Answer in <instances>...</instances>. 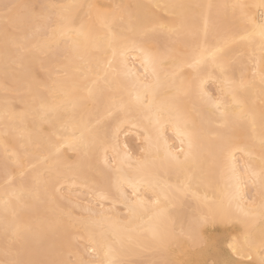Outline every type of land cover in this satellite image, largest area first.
<instances>
[{
    "label": "bare ground",
    "instance_id": "bare-ground-1",
    "mask_svg": "<svg viewBox=\"0 0 264 264\" xmlns=\"http://www.w3.org/2000/svg\"><path fill=\"white\" fill-rule=\"evenodd\" d=\"M0 3H13L21 7L18 12L25 17H35L43 13V18L37 22L35 19L28 24L14 26L8 33V43L5 42V31L3 22L0 21V260L4 256V218L6 198H10V192L6 194L4 172L5 160V123L15 124L17 127H24L27 124L29 130L40 127L39 123L32 122V97L28 94V83L33 84L46 82L53 88V91L46 92L49 103L57 105V113L52 119L56 122V129L62 136L63 147L61 149L69 157L82 160L87 163L89 157L81 150L78 138L81 133L89 136V130L94 129L100 134L107 133L109 138L115 136L114 142H118L119 154L109 150L107 156L111 158L109 165L104 163L103 153L99 158H92L91 170L85 177L74 174L71 180H64L57 184L55 199L49 197L42 201L29 200L27 194L24 198L28 200L30 207L20 213L15 221L19 225L26 240V249L23 258L40 259L48 264H77L80 259L94 260L97 264H107L109 256H105V243H112L117 249V258L123 259L128 264H136L130 260L142 257L143 252H151L158 259H188L196 261H207L213 264L214 260L222 256L214 245L216 242H223L226 248L227 242L233 236L239 234L245 224L253 227L256 233L264 226L261 217L260 197L258 185L253 187L247 181V196L241 202L249 216H244L233 203L229 205L227 193L230 191L229 180L222 175L215 167L207 150L218 142V137L229 133L232 129L220 127L222 120L214 108L207 105H200L193 95L185 105L200 130L199 144L200 154L196 165L197 171L203 169L207 179L197 180L193 183L192 189L202 198L208 194V200H197L190 194H185L183 185L187 173L170 165L164 160V153L157 155L149 150L146 137H155L157 119L169 116L170 98L178 93H183L192 86L196 90V77L203 78V89L208 94L220 95L217 78L220 76L218 69H215L211 62L201 64L198 68L189 67L193 60L192 48L189 45L183 46V57L175 61L162 55L164 64L160 70L161 86L155 96L148 95V100L153 101V108L149 111L135 105L126 93L117 92L110 87L101 77L103 69L97 70V59L103 60L101 53L96 52L91 44L87 47L83 44V38L72 32V41L80 42L79 51L72 50V41L66 40L57 44L54 39H49L52 29L57 28L68 32L70 29H78L81 23H94L97 31L103 34L104 29L96 20L95 10H91V20L88 15L90 10L51 8V5H104L117 14L119 24V10L116 5L128 6L135 17L146 21L149 26L157 29L156 35L160 40L162 54L167 49L181 47L178 40L187 41L183 30L179 33L168 32L169 27H178L182 17L191 20L195 17L198 26L202 29V14L207 9L179 7L180 5H208L211 15L215 19L218 15L230 14V9L218 6L231 5L235 3L258 4L259 0H0ZM34 6V10L33 7ZM259 9H253L258 13ZM63 12L66 16H76L74 23L59 21L57 13ZM78 14V15H77ZM51 15V22L48 17ZM126 26V20L125 25ZM163 26V27H162ZM59 31L57 32V37ZM23 44L31 49V54L24 61L27 73L31 79H22L19 58L13 44ZM214 34L209 33V45L215 44ZM207 55V53H205ZM80 57H83L81 59ZM227 59L232 63L233 75L239 80L243 73L245 81L252 82V86L239 93L244 103L245 118L239 122V129H243L244 139L237 141L236 148H254L259 154L261 119L264 115V95L261 94L260 77L264 73V58L260 52L259 37H254L253 42L240 41L229 46ZM79 67L81 72H76ZM91 67V71L88 68ZM134 71L143 74V68L136 64ZM53 81L57 83L53 85ZM149 76L145 83H151ZM210 84V86H209ZM7 87V92L5 88ZM5 97H7L8 114L5 115ZM193 102H196V110H193ZM147 103V101H146ZM231 103V98H229ZM24 110L26 115L21 122L20 112ZM235 111L236 109H231ZM250 113L255 121V131L247 114ZM43 127L50 129L48 124ZM235 127V126H234ZM169 145L175 143L179 148V140L175 139L173 128L168 125L164 131ZM35 137H33L34 139ZM21 143H27V137L21 139L19 136L8 138L7 147L9 154L13 151H21ZM127 145V149H125ZM144 148L145 151H141ZM126 154L131 159L126 158ZM240 162L243 163L247 157L243 152H237ZM138 161H146L147 168L157 175L161 185H168L173 196L163 205L166 207L171 218L167 221L157 219L155 213L160 209L151 204L146 208H138L135 215L129 213L123 203L112 195L107 199H101V193H115L117 181L123 182L124 178H140L143 174ZM10 169L14 167L9 160ZM46 165H38L43 170ZM119 169V171H117ZM255 198V203L252 202ZM99 201V203H98ZM109 201V204H105ZM14 202V201H13ZM119 204L122 208H117ZM102 205V207H101ZM181 205L183 209L181 210ZM217 213L216 222L209 223L203 230L204 237L209 241V247L199 249L195 244L189 247L185 245L183 254L180 251L172 254H164L150 250L154 245L152 232L154 229L163 230L166 224L169 229L175 228L179 233L181 220L191 219L193 222L202 215ZM221 214H226L227 222L220 223ZM8 220L12 222L11 212ZM78 222L77 227L71 229L74 237L71 244L67 242L65 231L69 219ZM175 221V223H173ZM187 228V222L184 223ZM86 245L88 247H86ZM140 255V256H139ZM146 255V254H145ZM133 257V258H132ZM135 257V258H134ZM154 257V258H155ZM155 258V259H156ZM130 259V260H129ZM157 260V259H156ZM137 261V260H136ZM139 264V263H138ZM144 264H151L145 261Z\"/></svg>",
    "mask_w": 264,
    "mask_h": 264
},
{
    "label": "snow or ice",
    "instance_id": "snow-or-ice-1",
    "mask_svg": "<svg viewBox=\"0 0 264 264\" xmlns=\"http://www.w3.org/2000/svg\"><path fill=\"white\" fill-rule=\"evenodd\" d=\"M24 6L13 3H0V21L3 22L5 31V42L8 43V33L16 25L28 24L35 19L37 22L43 18V13L37 14L35 17L22 16L18 10ZM33 10H34V6ZM51 8H60L62 10L87 8L89 20H91V10H95L96 20L100 22L104 29L100 34L94 23H81L78 29H70L68 32L57 28L52 29V35L49 39H54L57 44L64 43L66 40L72 41V32L83 38V44L87 47L91 44L93 49L101 53L103 60L97 59V70L103 69L102 79L117 92L126 93L130 100L137 106L147 108L149 111L153 108V101L148 100L151 92L155 96L156 91L161 86L160 70L164 64L162 55H166L169 59L175 61L183 57V46L189 45L192 48L193 60L189 67L198 68L201 64H207L209 61L215 69H218L220 76L217 78L219 83L220 95L208 94L203 89V78L196 77V90L189 85L188 89L182 94L170 98L169 116L163 119L161 115L157 119V127L155 129V137H146L149 150L154 151L157 155L162 151L164 160L170 165L178 169L184 170L187 175L183 185L185 194H190L197 200H208V194L201 198L200 195L193 191L192 185L198 179L203 181L207 179L203 169L197 171V159L200 154L201 145L199 144L200 130L195 121L191 119L190 113L186 110V103L191 100L193 95L197 98L200 105L211 106L219 113L222 120L220 127L232 129L227 134L218 137V142L207 150V155L211 156L215 167L222 175H226L229 180V189L227 193L229 205L235 204L236 208L244 215L249 216L250 213L245 211L241 202L247 196L244 189L247 188V181H250L253 187L258 185V195L260 197L261 217L264 220V115L261 119V136L259 143V154L257 155L254 148L241 147L236 148L237 141L242 142L244 139L243 129L239 128V122L245 118L244 103L239 93L252 86V82L245 81L243 73L239 80L233 75L232 63L227 59L229 46L240 41L253 42L254 37H259L260 52L264 58V0H259L258 4L235 3L231 5H221L218 7L230 9V14L217 16L213 19L211 9L214 7L208 5H180L179 7L189 8H205L202 14V29L198 26L195 17L191 20L182 17L178 27H169L168 32L179 33L183 30V35L188 39L178 40L181 47H173L167 49L165 53L161 52V45L157 29L153 26L135 17L128 6L116 5L119 10V24L117 23V14L108 9L104 5H51ZM253 9H259L258 13ZM78 15V14H77ZM59 21L74 23L76 16H66L63 12L57 13ZM51 22V15L48 17ZM126 20V26L125 25ZM163 27V26H162ZM59 36L57 37V32ZM214 34L215 44L209 45V33ZM16 54L19 58L22 79L30 80V74L27 73L24 61L31 54V49L23 44H16L13 39ZM80 42L72 41V50L79 51ZM207 53V55H205ZM83 59V57H80ZM139 63L143 68V74L140 75L134 71L136 64ZM91 71V67L88 68ZM76 72H81L77 67ZM149 76L152 77L151 83H145ZM57 82L53 81V85ZM261 94L264 95V73L260 77ZM7 87L5 91L7 92ZM53 91V88L46 82L28 83V94L32 97V122L39 123L40 127L29 130L27 124L24 127H17L6 121L4 137H5V160L4 172L7 177L5 180L6 194L10 192V198H6L5 218H4V256L5 259L0 260V264H48L47 261L32 258H23L26 249V240L23 232L18 224L15 223L20 213L30 207L28 200L24 198L25 194L29 200L42 201L49 197L55 199L57 184L64 180H71L74 174L85 177L92 168L90 163L92 158H99L103 153L104 163L109 165L107 153L111 150L119 154V144L114 142L115 136L109 138L107 133L100 134L94 129H90L89 136L81 133L78 143L81 150L89 157L87 165L82 160H76L74 157L67 156L61 151L62 136L56 129V122L50 118L57 113V105L49 103L46 92ZM231 98V103H229ZM147 101V103H146ZM9 101L5 97V115L8 114ZM236 109L232 111L231 109ZM193 110H196V102H193ZM26 113L22 109L20 112L21 122L24 123ZM255 131V121L251 114H247ZM50 126L43 127L44 124ZM170 125L175 133V139L179 140V148L175 143L169 145L164 135L166 126ZM235 126V127H234ZM12 136L21 139L27 137V143H21V151H13L9 154L7 147L8 138ZM33 137H35L33 139ZM127 149V145L124 146ZM141 151H145L141 148ZM237 152H243L247 157L243 163L237 156ZM127 159L131 156L126 154ZM9 160L14 165L10 169ZM141 165L143 174L140 178L128 177L123 182L117 181L115 193H101V199H107L108 195H112L123 206L128 209L129 213L135 215L138 208H146L151 204L160 210L155 213L157 219L162 222L171 218V214L166 207H163L173 196L168 185H161L157 175L147 168L146 161H138ZM46 165L43 170L38 165ZM119 171V169H117ZM14 201V202H13ZM255 203V198L252 200ZM99 203V201H98ZM102 207V205H101ZM183 205H181V210ZM11 212L12 222L8 220V213ZM217 213L202 215L198 220L193 222L191 219L181 220L179 233L175 228L169 229L164 225L163 230L154 229L152 239L155 242L150 250L164 254H172L180 251L184 252L185 245L189 247L195 244L199 249L208 248L209 241L204 237L203 230L211 222H216ZM226 214H221L220 223L227 222ZM187 222L188 227H184ZM175 223V221H173ZM78 222L69 219L66 226L67 242L71 244L74 238L71 229L77 227ZM223 242L218 241L214 245L221 259L214 260L213 264H264V226H262L257 234L255 229L248 224L238 235L233 236L227 242L226 248L222 246ZM86 247H88L86 245ZM105 256L110 258L107 264H128L127 261L117 258V249L112 243H105ZM77 264H97L94 260L80 259ZM152 264H207V261H196L188 259H160L152 261Z\"/></svg>",
    "mask_w": 264,
    "mask_h": 264
},
{
    "label": "rangeland",
    "instance_id": "rangeland-1",
    "mask_svg": "<svg viewBox=\"0 0 264 264\" xmlns=\"http://www.w3.org/2000/svg\"><path fill=\"white\" fill-rule=\"evenodd\" d=\"M209 86H210V84H209ZM109 204V201H105V204ZM107 204V205H108ZM116 207L117 208H122L119 204H116ZM146 254V255H145ZM142 257H138V256H136L137 257V259L135 258L134 260L132 259V260H130L131 262H134V263H136V264H144L145 263V261H150V263L152 264V261H155L156 259L157 260H160V258L158 259V257L156 258L154 255H152V253L151 252H143V254H140ZM139 255V256H140ZM156 259H155V258ZM133 258V257H132ZM137 260V261H136Z\"/></svg>",
    "mask_w": 264,
    "mask_h": 264
}]
</instances>
